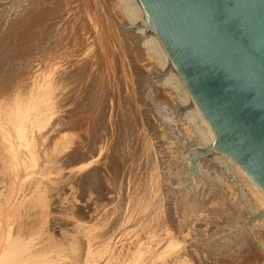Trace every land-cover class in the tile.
Masks as SVG:
<instances>
[{"label": "rangeland", "instance_id": "obj_1", "mask_svg": "<svg viewBox=\"0 0 264 264\" xmlns=\"http://www.w3.org/2000/svg\"><path fill=\"white\" fill-rule=\"evenodd\" d=\"M103 1H107V4ZM106 1H101L106 11L104 14L95 0H0V127L3 126L0 128V249L6 241L15 242L22 249L12 256H17L16 264H238L239 260L249 264H264V223L256 224V220H250L252 217L258 219L251 212L257 207L255 196L237 174L225 166H219L220 161L210 156L200 159L202 164L199 174L194 177L195 181L190 179L191 170L188 169L187 160L199 141L196 124L184 115L185 108L180 105L181 91L162 88V99H169L166 100L167 104H171L168 105L170 116L174 115V121L178 119L175 121V129H171L164 120L160 122L155 113L146 111L148 106L140 98L136 75L142 76L139 81H149L161 89L165 73L161 69L160 59L146 45L143 46L144 33L138 32V27L130 22L132 20L122 1ZM108 2L112 4L111 7ZM97 17H101V20ZM114 18L117 20L114 21ZM108 22L112 23V27H109ZM80 28L81 31H78ZM129 28L133 37L125 33ZM104 44L109 47H103ZM103 52L105 56H101ZM80 56L84 58L79 59ZM118 56H123L122 61ZM79 62L81 69L86 64L88 67H83L87 73L84 72L81 76ZM126 66L127 70L124 71ZM72 76L80 78L74 83V80L71 81ZM92 80H102L104 89L99 98L91 97L89 100L83 92L88 89L86 85L91 84ZM127 91L129 93L125 94ZM69 95L74 98L68 103ZM84 97L89 101L82 117L86 118L89 125L85 130L77 132L75 143L69 146L65 134L70 126V117L66 114L73 107L70 103L77 104ZM122 98L123 103H126L124 105H129L128 109L133 105L131 110H136L133 109L132 115H128L127 107L123 109V103L120 102ZM125 100H132V105ZM102 103H106L107 108ZM110 107H113V117L108 115L100 132L94 133L95 122L92 123V120L102 111L101 108L110 113ZM22 110H25V115ZM121 112L125 117L130 116V120L136 118L135 121L132 119L133 123L129 127L124 125V130L119 129V117L123 119ZM19 113L22 114L21 117ZM132 127L133 131L130 130ZM116 132L122 137V143L120 137L116 138ZM90 133L96 134L95 140ZM117 143L121 147L116 150ZM132 150L135 152L132 153ZM122 151L124 152L121 153ZM197 151L201 152L199 148ZM115 153L116 157L119 156L117 160ZM188 153L190 154L187 155ZM113 157L115 162L120 159L115 166ZM133 157L134 159H130ZM136 158L142 169L132 161ZM140 163H146L145 169ZM110 167L115 169L114 173ZM135 167L139 168L140 172H136H139L142 181H133ZM131 169L134 171L131 172ZM142 170L146 173H143L144 177ZM202 171H207L208 174ZM204 173L207 177H204ZM185 188L189 191L185 192ZM194 191L196 194L193 195ZM191 196H197L199 201H193ZM189 198L190 202L187 201ZM219 238H228L233 252L241 253L243 249L242 257L237 256L238 259L229 261L222 252L215 255V250L211 249ZM1 250L0 264H3L1 257H6L8 253L2 254Z\"/></svg>", "mask_w": 264, "mask_h": 264}, {"label": "water", "instance_id": "obj_2", "mask_svg": "<svg viewBox=\"0 0 264 264\" xmlns=\"http://www.w3.org/2000/svg\"><path fill=\"white\" fill-rule=\"evenodd\" d=\"M140 2L210 133L264 208V0Z\"/></svg>", "mask_w": 264, "mask_h": 264}, {"label": "bare ground", "instance_id": "obj_3", "mask_svg": "<svg viewBox=\"0 0 264 264\" xmlns=\"http://www.w3.org/2000/svg\"><path fill=\"white\" fill-rule=\"evenodd\" d=\"M61 1V0H60ZM87 1V0H86ZM102 1V0H101ZM100 0H95V2H96V4L98 3L99 4V6H100V8H101V12H104V14H106L105 12V10H104V7H103V2H101ZM106 1V0H105ZM109 1V0H108ZM112 1V0H111ZM122 2L121 3H123V5L124 6H126V13L130 16V20H132V21H130V22H133L132 24H135L137 27H138V29H137V31L138 32H142V33H144V39H145V41H143V43H145L143 46H147L148 47V49L150 50V51H152V52H154V53H156L157 54V56H158V58L160 59V63H161V69L164 71V73H165V75H164V81H163V86L161 87V89L160 88H158V86L155 84V85H153L151 82H149V81H145V82H141V81H139V80H141V75L139 76L137 73V75H136V79L138 80V84H139V86H138V91H140L139 93L141 94V97L140 98H142V100H144V102H146V104H147V106H148V108H146L147 110V112H152L154 115H157V117L159 118L158 120L160 121V122H162V120H164L167 124H168V126L169 127H171V129L173 128V129H175V126H176V122L175 121H177L178 119H175V121L173 120V117H174V115L172 114L171 116H170V111H169V109H168V105L170 106L171 104H167V101L166 100H169V99H166V100H164V97H163V99H162V88L164 89V88H171V89H178L177 91H181V93H180V97H181V103H180V105L182 106V107H184L185 108V111L186 112H184V115L185 116H187L188 118H189V120L192 122V123H194V124H196V126H197V129H196V133L198 134V141H199V143H198V146L197 147H193L192 148V153H191V155L189 156V158H188V160H187V164H188V169L190 168V179H192V180H194V177H197V175L199 174V170H200V165L202 164H200V159H201V157L200 158H198V160L197 161H195V155H197V154H199V153H201L202 151L203 152H207L209 149H212L213 150V152L209 155L211 158H215L216 160L218 159L219 161H220V165L219 166H225V168H227V169H229V170H231L232 172H234L235 174H237L239 177H240V175L237 173V171L235 170V168L233 167V165L231 164V162L229 161V159L227 158V156L225 155V153L222 151V149L220 148V146L217 144V142L215 141V139H214V137L212 136V134L210 133V131H209V129L207 128V126H206V124H205V122H204V120H203V117H202V115L200 114V112L198 111V109H197V107L195 106V104H194V102H193V100L191 99V97H190V95H189V93L187 92V90H186V88H185V86L183 85V83H182V81L180 80V78H179V76H178V74H177V72L175 71V69H174V67H173V65H172V63H171V61H170V59H169V57H168V55H167V53H166V51H165V49H164V47H163V45H162V43H161V41H160V39H159V37H158V35H157V33H156V31H155V29L152 27V25H150V22H149V17H148V15H147V13H146V11L144 10V8H143V6H142V4H141V2H140V0H121ZM63 2V1H62ZM107 2V1H106ZM106 2H104V4L106 3ZM5 3V2H4ZM20 4V3H19ZM23 4V3H22ZM80 4V3H79ZM97 4V5H98ZM107 4V3H106ZM108 4L110 5L111 3H109L108 2ZM49 5V4H48ZM76 5V4H75ZM77 5H78V3H77ZM112 5V4H111ZM111 5H110V7H111ZM115 5V4H114ZM52 6V5H51ZM105 6V5H104ZM64 7V6H63ZM68 7V6H67ZM70 7V6H69ZM72 7H73V5H72ZM84 7H86V6H84ZM107 7H109V6H107ZM110 7H109V10H110ZM51 8V7H50ZM77 8H78V6H77ZM96 8V7H95ZM100 8H99V10H100ZM106 8V7H105ZM23 9V8H22ZM55 9H57V7L55 8ZM86 9V8H85ZM124 9V8H123ZM106 10H107V8H106ZM112 10V9H111ZM87 11V10H86ZM2 12V11H1ZM31 12V11H30ZM62 12V11H61ZM93 12V11H92ZM98 12V11H97ZM48 13V12H47ZM52 13V12H51ZM67 13V12H66ZM88 13V12H87ZM90 13V12H89ZM88 13V14H89ZM111 13V12H110ZM121 13V12H120ZM80 14V13H79ZM78 14V15H79ZM93 14V13H92ZM31 15V14H30ZM42 15V14H41ZM53 15V14H52ZM58 15V14H57ZM98 15V14H97ZM26 16V15H25ZM39 16V15H38ZM38 16H37V18H38ZM64 16V15H63ZM92 16V15H91ZM101 16V15H100ZM107 16V15H106ZM109 16H111V15H109ZM123 16V15H122ZM5 17V16H4ZM12 17V16H11ZM47 17V16H46ZM60 17V16H59ZM112 17V16H111ZM114 17V16H113ZM1 18V17H0ZM49 18V17H48ZM52 18V17H51ZM90 18V17H89ZM95 18V17H94ZM98 19H99V17H97ZM107 18V17H106ZM53 19V18H52ZM98 19H97V21H98ZM115 19L116 18H114V21H115ZM24 20V19H23ZM40 20V19H39ZM82 20V19H81ZM80 20V21H81ZM99 20H101V17H100V19ZM106 19H104V21H105ZM112 20V19H111ZM117 20V19H116ZM5 21V20H4ZM54 21H56L55 19H54ZM113 21V22H114ZM17 22V21H16ZM58 23V22H57ZM81 23V22H80ZM96 23V22H95ZM98 23V22H97ZM96 23V24H97ZM102 23V22H101ZM106 23V22H105ZM109 23V22H108ZM22 24V23H21ZM46 24V23H45ZM52 24V23H51ZM85 24V23H84ZM93 24V23H92ZM99 24H100V22H99ZM103 24V23H102ZM111 22L109 23V27L111 26ZM13 25V24H12ZM79 25V24H78ZM80 25H82V24H80ZM86 25H88V24H86ZM107 25V24H106ZM114 25H115V23H114ZM47 26V25H46ZM49 26V25H48ZM69 26V25H68ZM71 26V25H70ZM92 26V25H91ZM98 26H100V25H98ZM108 26V25H107ZM7 27V26H6ZM11 27V26H10ZM13 27V26H12ZM50 27V26H49ZM53 27V26H52ZM85 27V26H84ZM87 27V26H86ZM95 27H97V26H95ZM112 27V26H111ZM115 27V26H114ZM59 28V27H58ZM104 28V27H103ZM117 28V27H116ZM121 28V27H120ZM120 28L119 29H117V30H120ZM134 28H135V26H134ZM13 29V28H12ZM70 29V28H69ZM87 29V28H86ZM99 29V28H98ZM97 29V30H98ZM106 29V28H105ZM108 29V28H107ZM124 29V28H123ZM128 29V28H127ZM52 30V29H51ZM54 30V29H53ZM75 30V29H74ZM96 30V31H97ZM115 30V29H114ZM114 30H112V31H114ZM6 31V30H5ZM78 31H81V28H80V30H78ZM99 31H100V29H99ZM36 32V31H35ZM45 32V31H44ZM70 32V31H69ZM109 32H111V31H109ZM125 32V31H124ZM10 33H11V31H10ZM52 33V32H51ZM93 33V32H92ZM123 33V32H122ZM125 33H127L128 35H129V37H133V32L130 30V28H129V30H127ZM142 33L140 34V35H142ZM9 34V33H8ZM74 34V33H73ZM79 34V33H78ZM116 34V33H115ZM42 35V34H41ZM56 35V34H55ZM58 35V34H57ZM6 36V35H5ZM67 36V35H66ZM70 36V35H69ZM102 36V35H101ZM105 36H106V34H105ZM126 36V35H125ZM43 37V36H42ZM61 37V36H60ZM72 37V36H71ZM86 37V36H85ZM108 37V36H107ZM110 37V36H109ZM108 37V38H109ZM124 37V36H123ZM143 37V36H142ZM29 38V37H28ZM40 38V37H39ZM102 38V37H101ZM101 38H99V39H101ZM107 38V39H108ZM54 39V38H53ZM98 39V38H97ZM103 39H104V37H103ZM113 39V38H112ZM115 39V38H114ZM121 39H123V38H121ZM131 39V38H130ZM135 39V38H134ZM36 40V39H35ZM40 40H42V39H40ZM48 40V39H47ZM74 40V39H73ZM79 41H80V39H78ZM86 40V39H85ZM105 40V39H104ZM118 40V39H117ZM123 40H125V39H123ZM127 40V39H126ZM142 40V39H141ZM2 41V40H1ZM46 41V40H45ZM51 41V40H50ZM49 41V42H50ZM59 41V40H58ZM115 41V40H114ZM39 42V41H38ZM54 42V41H53ZM75 42V41H74ZM108 42H109V40H108ZM124 42V41H123ZM13 43H15V42H13ZM12 43V44H13ZM56 43V42H55ZM67 44H68V42H66ZM81 43V42H80ZM104 43H106L107 44V42H104ZM116 43V42H115ZM126 43H127V41H126ZM125 43V44H126ZM129 43V42H128ZM11 44V45H12ZM43 44V43H42ZM85 44L87 45V43L85 42ZM62 45V44H61ZM85 45V46H86ZM97 45V44H96ZM100 45V44H99ZM36 46V45H35ZM39 47H40V45H38ZM64 46V45H63ZM71 46V45H70ZM90 46V45H89ZM108 47H109V45H107ZM107 46H105V44H104V46L103 47H107ZM122 46V45H121ZM51 47V46H50ZM49 48V47H48ZM68 48H69V46H68ZM95 48V47H94ZM131 48V47H130ZM50 49H52V48H50ZM76 49V48H75ZM84 49H85V47H84ZM99 49V48H98ZM8 50V49H7ZM62 50V49H61ZM67 50V49H66ZM97 50V49H96ZM95 50V51H96ZM100 50V49H99ZM103 50V49H102ZM106 50V49H105ZM121 50V49H120ZM120 50H119V53H120ZM129 50V49H128ZM64 51H65V49H64ZM76 51V50H75ZM80 51H82V48H81V50ZM84 51V50H83ZM87 51V50H86ZM86 51H84V52H86ZM98 51V50H97ZM2 52V51H1ZM21 52V51H20ZM33 52V51H32ZM31 52V53H32ZM91 52V51H90ZM10 53V52H9ZM8 53V54H9ZM79 53V52H78ZM82 54H84L83 52H81ZM93 53V52H92ZM105 52H103L102 53V55L101 56H105L106 54H104ZM116 53L118 54V52H117V50H116ZM18 54V53H17ZM87 54V53H86ZM91 54V53H90ZM96 54V53H95ZM49 55H51L50 53H49ZM57 55V54H56ZM85 55V54H84ZM93 56H94V54H92ZM86 56V55H85ZM36 57V56H35ZM97 57V56H96ZM100 57V56H99ZM123 57V56H122ZM121 56H118V58H122ZM14 58V57H13ZM82 58V56H80L79 57V59H81ZM84 58V57H83ZM82 58V59H83ZM102 58V57H101ZM104 58V57H103ZM106 58V57H105ZM113 58V57H112ZM87 59H88V57H87ZM92 59V58H91ZM99 60V59H98ZM104 60V59H103ZM106 60H108V55H107V59ZM128 60V59H127ZM79 61V60H78ZM84 61V60H83ZM88 61H90L89 59H88ZM97 61V60H96ZM102 61V60H101ZM105 61V60H104ZM121 61H122V59H121ZM33 62V61H32ZM60 62V61H59ZM87 62H85V64H86ZM89 63V62H88ZM97 63V62H96ZM105 63V62H104ZM118 64L120 63L119 62V59H118V62H117ZM29 64V63H28ZM82 64H83V62H82ZM90 64V63H89ZM92 64H94V63H92ZM103 64V63H102ZM57 65V64H56ZM55 65V66H56ZM62 65V64H61ZM78 65V62L76 63V66ZM87 65V64H86ZM86 65H84V66H82V69L80 68L81 67V65H80V62H79V68H80V75L79 76H81L82 75V73L84 74V72L85 73H87L86 72V69L84 70V68H85V66ZM124 65V64H123ZM136 65V64H135ZM31 66H32V64H31ZM33 66H34V64H33ZM98 67H99V65H97ZM104 66H105V64H104ZM125 66V65H124ZM51 67V66H50ZM60 67V66H59ZM84 67V68H83ZM87 67V66H86ZM120 67V66H119ZM139 67V66H138ZM2 68V67H1ZM4 68V67H3ZM79 68H77V69H79ZM88 68V67H87ZM97 68V67H96ZM127 68V66L125 67V69H124V71L125 70H127L126 69ZM8 69V68H7ZM29 69V68H28ZM36 69V68H35ZM43 69V68H42ZM93 69H95V68H93ZM92 69V70H93ZM105 69V68H104ZM119 69V68H118ZM117 69V70H118ZM121 69H123V67L121 68ZM132 69V68H131ZM139 69V68H138ZM4 70V69H3ZM20 70V69H19ZM62 70V69H61ZM76 70V69H75ZM74 70V71H75ZM106 70V69H105ZM137 70V69H136ZM23 71V70H22ZM33 71V70H32ZM96 71V70H95ZM107 71H108V69H107ZM21 72V71H20ZM76 72V71H75ZM5 73V72H4ZM91 73L92 72H90V75H91ZM97 73V72H96ZM95 73V74H96ZM108 73V72H107ZM106 73V74H107ZM119 72L117 71V74H118ZM140 73V72H139ZM75 74V73H74ZM78 74H79V71H78ZM110 74V73H109ZM108 74V75H109ZM129 74V73H128ZM134 74H135V72H134ZM145 74V73H144ZM47 75V74H46ZM86 75V74H85ZM115 75V74H114ZM119 75V74H118ZM41 76H42V74H41ZM88 76V75H87ZM96 76V75H95ZM110 76H112V75H110ZM126 76V75H125ZM65 77V76H64ZM90 77V76H89ZM117 77H120V76H117ZM116 77V80L118 79ZM9 78V77H8ZM49 78V77H48ZM78 78H80V77H78ZM77 78V76L74 78L73 76L71 77V81L72 80H74L73 82L75 83V80L76 79H78ZM88 78V77H87ZM87 78H84V79H87ZM109 78V77H108ZM112 78V77H111ZM115 78V77H114ZM28 79V78H27ZM52 79V78H51ZM95 79V78H94ZM126 79V78H125ZM143 79V78H142ZM55 80H57V78L55 79ZM82 80V79H81ZM80 80V81H81ZM114 80V79H113ZM124 80V79H123ZM129 80V78H127V81ZM79 81V82H80ZM83 81V80H82ZM93 81V80H92ZM134 81V80H133ZM68 82H69V80H68ZM78 82V83H79ZM90 82V81H89ZM115 82V81H114ZM126 82V81H125ZM19 83V82H18ZM128 83V82H127ZM162 83V82H161ZM22 84V83H21ZM37 84V83H36ZM51 84V83H50ZM82 83H80V85H81ZM88 84V83H87ZM35 85V84H34ZM47 85V84H46ZM76 85V84H75ZM84 85H85V82H84ZM103 85H104V83H103V81L102 80H95V81H93V82H91V84L89 83L88 85H86V87L88 86V89H85L86 91L85 92H83V94H85V96H86V98L87 99H89L90 100V98L92 97V98H99L100 97V95H101V93L103 92ZM78 86V85H77ZM83 86V85H82ZM17 87V86H16ZM36 87V86H35ZM76 87V86H75ZM135 87H137V86H135ZM19 88V87H18ZM74 88V87H73ZM83 88V87H82ZM120 89V88H119ZM20 90V89H19ZM55 90V89H54ZM70 90H72L73 91V89H70ZM75 90V89H74ZM80 90V89H79ZM78 90V91H79ZM82 90V89H81ZM106 90V89H105ZM122 90H124V89H122ZM121 90V91H122ZM15 91V90H14ZM69 91V90H68ZM107 91V90H106ZM113 91V90H112ZM116 91H117V89H116ZM120 91V90H119ZM138 91H136V92H138ZM46 92V91H45ZM132 92V91H131ZM135 92V91H134ZM176 92V91H175ZM19 93V92H18ZM21 93V92H20ZM66 93V92H65ZM68 93V92H67ZM76 93H78L77 92V89H76ZM76 93H74V95L76 94ZM113 92H111V94H112ZM116 93V92H115ZM114 93V94H115ZM127 93H129V91H127V92H125V94H127ZM133 93V92H132ZM45 94V93H44ZM69 94V93H68ZM80 94V93H79ZM122 94V93H121ZM120 94V95H121ZM125 94H124V97H125ZM134 94V93H133ZM178 94V93H177ZM74 95H72V96H74ZM130 95V94H129ZM138 95V94H137ZM57 96V95H56ZM76 96H77V94H76ZM75 96V97H76ZM83 96V95H82ZM119 96V95H118ZM132 96V95H131ZM130 96V97H131ZM140 96V95H139ZM55 97V96H54ZM133 97H135V96H133ZM166 97V96H165ZM51 98V97H50ZM72 98H74V97H71L70 95H69V100H68V103H69V101L71 102L73 99ZM91 98V99H92ZM107 98V97H106ZM82 98H80L79 99V103L77 102V104L75 103V104H73V103H70V105H72L73 107H70V105H69V114L67 113L66 115H69V127H68V130H67V132H66V134H65V138H67V141H68V143H69V146H72L74 143H75V138H76V136H77V132H80V130L82 131V130H85L86 129V127L89 125V123L86 121V118L85 117H82V114L85 112V111H87L86 110V103H88V101H87V99H85V97H84V100L82 99ZM104 99H105V97H104ZM114 99H115V96H114ZM119 99V98H118ZM117 99V100H118ZM124 98H122V99H120V102L121 103H123V100ZM136 99V98H135ZM13 100V99H12ZM17 100V99H16ZM15 100V101H16ZM18 100H19V98H18ZM141 100V101H142ZM43 101V100H42ZM67 101V100H66ZM75 101V100H74ZM105 101V100H104ZM126 101V100H125ZM128 101V100H127ZM126 101V102H127ZM139 101V100H138ZM18 102V101H17ZM47 102V101H46ZM92 102V101H91ZM119 102V101H118ZM118 103V104H120V106H121V103ZM130 102H132V100H130ZM130 102H127V104H130V105H132ZM136 102V101H135ZM32 103V102H31ZM45 103V102H44ZM57 103V102H56ZM94 103V102H93ZM104 103V102H103ZM102 103V104H103ZM111 103H113V102H111ZM125 103V102H124ZM124 103H123V109L124 108H126L127 107V109H128V107H129V105L128 106H126V105H124ZM133 103H134V100H133ZM106 104V103H105ZM105 104H103V106L105 107V108H107L106 106H105ZM114 104V103H113ZM126 104V103H125ZM136 104H137V102H136ZM136 104H135V106H136ZM145 104V105H146ZM22 105V104H21ZM21 105H19V106H21ZM28 105V104H27ZM40 105V104H39ZM68 105V104H67ZM66 105V106H67ZM88 105V104H87ZM108 105H109V103H108ZM112 105V104H111ZM23 106V105H22ZM34 106V105H33ZM94 106V105H93ZM102 106V105H101ZM16 107V106H15ZM115 107V106H114ZM131 107V106H130ZM132 107H133V105H132ZM131 107V108H132ZM172 107V106H171ZM19 108V107H18ZM22 109H23V107H21ZM56 108H57V105H56ZM60 108V107H59ZM62 108V107H61ZM131 108L130 109H128L129 111H128V115L130 114V115H132L133 114V109L131 110ZM15 109V108H14ZM13 109V110H14ZM102 109V111H100L96 116V118H94L93 120H92V123L93 122H95V124H94V133H96L97 131H99L101 128H102V126H103V123H104V121L106 120V118H107V116L108 115H110L111 116V118L113 117V107H110V113L105 109H103V108H101ZM122 109V108H121ZM120 109V110H121ZM39 110V109H38ZM37 110V111H38ZM97 110V109H96ZM135 110V109H134ZM9 111H11V110H9ZM23 112H24V115L26 114V112H25V110H22ZM20 112V113H23V112ZM56 111V110H55ZM59 111V110H58ZM116 111H117V109H116ZM115 110H114V113L116 112ZM119 111V110H118ZM124 111V110H123ZM136 111V110H135ZM145 111V112H146ZM9 113V112H8ZM19 113V116L21 117V115L22 114H20ZM120 113V112H119ZM125 113V112H124ZM127 113V112H126ZM10 114H13L12 112L10 113ZM58 114V113H57ZM116 114V113H115ZM123 113L121 112V115H122ZM135 114V113H134ZM148 114V113H147ZM175 114V113H174ZM18 115V114H17ZM23 115V116H24ZM41 115V114H40ZM51 115V114H50ZM56 115V114H55ZM13 116V115H12ZM12 116H10L9 115V117H12ZM37 116V115H36ZM46 116V115H45ZM44 116V117H45ZM115 116V115H114ZM120 116V115H119ZM135 116H137V115H135ZM14 117H15V115H14ZM13 117V118H14ZM121 117H123V119L122 118H120L119 117V119L121 120V123L119 122V124H121V125H119V129H121L124 125L125 126H130V124H132L133 122H132V119H134V118H132L131 120H130V116H126L125 117V115L123 114ZM6 118H7V116H6ZM5 118V119H6ZM25 118V117H24ZM72 118H74V120L72 119ZM11 119V118H10ZM9 119V120H10ZM22 119H23V117H22ZM38 119V118H37ZM42 119H44V118H42ZM57 119H58V117H57ZM116 119V118H115ZM118 119V118H117ZM136 119V118H135ZM135 119H134V121H135ZM187 119V118H186ZM21 120V119H20ZM20 120H18V121H20ZM47 120V119H46ZM120 120H118V121H120ZM138 120V119H137ZM6 121H7V119H6ZM11 121V120H10ZM41 121V120H40ZM14 122V121H13ZM22 122V121H21ZM44 122V121H43ZM125 122V123H124ZM3 123V122H2ZM110 123V122H109ZM116 123V122H115ZM124 123V124H123ZM164 123V122H163ZM165 123V124H166ZM14 124V123H13ZM21 124V123H20ZM38 124V123H37ZM41 124H43V123H41ZM164 124V125H165ZM179 124V123H178ZM198 124V125H197ZM4 125V124H3ZM48 125V124H47ZM116 125V124H115ZM20 126V125H19ZM42 126V125H41ZM113 126H114V124H113ZM137 126V125H136ZM138 126H139V124H138ZM167 126V125H166ZM168 126L166 127L167 129H168ZM1 127H3V126H1ZM0 127V128H1ZM116 127H118V126H116ZM179 127V126H178ZM18 128V127H17ZM20 128V127H19ZM104 128V127H103ZM108 128V127H107ZM127 128V127H126ZM177 128V127H176ZM38 129V128H37ZM40 129H41V127H40ZM105 129V128H104ZM103 129V130H104ZM108 129H110V128H108ZM113 129H115V128H113ZM123 129V128H122ZM178 129V128H177ZM179 129H181V128H179ZM3 130H4V128H3ZM16 130V129H15ZM112 130V128L110 129V131ZM117 130V129H116ZM124 130V129H123ZM131 131H133V127H132V129H130ZM137 130V129H136ZM169 130V133H170V129H168ZM167 130V131H168ZM190 130H192V129H190ZM195 130V129H194ZM6 131V130H5ZM20 131H21V128H20ZM7 132V131H6ZM6 132H4V133H6ZM17 132H19V131H17ZM90 132V131H89ZM100 132V131H99ZM113 132H115V131H113ZM121 132V131H120ZM162 132V131H161ZM175 132V131H174ZM177 132H179V131H177ZM9 133V132H8ZM125 133H127L126 131H125ZM124 133V134H125ZM0 134H2V132L0 133ZM15 134V133H14ZM19 134V133H18ZM91 134V133H90ZM103 134V133H102ZM106 134H107V136H109L108 135V132L106 131ZM110 134H112L111 132H110ZM114 134V133H113ZM118 134H121V133H118ZM134 134H136V133H134ZM175 134V133H174ZM180 134V133H179ZM4 135V134H3ZM8 135V134H7ZM22 135V134H21ZM98 135V134H97ZM101 135V133H99V136ZM132 135H133V133H132ZM63 136V135H62ZM91 136H92V138H93V140H95V136H96V134H91ZM90 136V137H91ZM104 136V135H103ZM107 136H104V137H106V138H108ZM111 136V135H110ZM116 138L118 139L120 136L119 135H117V132H116ZM134 136V135H133ZM172 136H174V135H172ZM176 136V135H175ZM183 136H184V134H183ZM4 137H6V135L4 136ZM24 137V136H23ZM104 137H102V139H104ZM112 137V136H111ZM110 137V138H111ZM124 137H125V135H124ZM150 137V136H149ZM177 137V136H176ZM188 137V136H187ZM7 138V137H6ZM11 138V137H10ZM59 138V137H58ZM57 138V139H58ZM99 138V137H98ZM126 138V140H127V137H125ZM134 138V137H133ZM178 138V137H177ZM9 139V138H8ZM56 139V140H57ZM131 139H132V137H131ZM158 139V138H157ZM55 140V141H56ZM60 140V139H59ZM119 140L121 141L122 140V137H120L119 138ZM125 140V141H126ZM58 141V140H57ZM61 141V140H60ZM82 141H84V140H82ZM105 141V140H104ZM120 141H119V144H121L122 143V141H121V143H120ZM124 141V140H123ZM133 141V140H132ZM136 141V140H135ZM30 142V141H29ZM98 142V141H97ZM134 142V141H133ZM169 142V141H168ZM10 143V142H9ZM38 143V142H37ZM107 143V142H106ZM105 143V144H106ZM113 143H114V141H113ZM54 144H55V142H54ZM58 144V143H57ZM56 144V145H57ZM66 144V143H65ZM90 144H92V143H90ZM116 144V143H115ZM118 143H117V146L119 145ZM135 144H136V142H135ZM148 144V143H147ZM147 144H146V146H147ZM67 145V144H66ZM87 145V144H86ZM85 145V146H86ZM111 145H112V143H111ZM132 145V144H131ZM138 144H136V146H137ZM151 145V144H150ZM149 145V146H150ZM184 145V144H183ZM93 146V145H92ZM200 146L203 148L202 150L200 149ZM53 147H54V145H53ZM56 147V146H55ZM67 147H68V145H67ZM88 147V146H87ZM107 147V146H106ZM110 147V146H109ZM114 147V146H113ZM119 147H121V146H118V148H116V150L117 149H119ZM148 147V146H147ZM71 148V147H70ZM86 148V147H85ZM137 148H139L140 150H141V148L139 147V145L137 146ZM198 148L200 149V151L201 152H199V151H197L198 150ZM91 149V148H90ZM105 149V148H104ZM129 149V148H128ZM131 149H133V146H132V148ZM151 149V148H150ZM70 150V149H69ZM110 150V149H109ZM9 151V150H8ZM108 151V150H107ZM113 151V150H112ZM126 151V150H125ZM138 151V150H137ZM53 152V151H52ZM124 151H122L121 153H123ZM131 152V151H130ZM134 152H135V150H134ZM133 152V150H132V153H134ZM19 153V152H18ZM77 153V152H76ZM88 153V152H87ZM138 154L140 153L139 151L137 152ZM180 153V152H179ZM95 154V153H94ZM120 154V153H119ZM126 154V153H125ZM141 154V153H140ZM150 154H151V152H150ZM190 153H188L187 155H189ZM53 155V154H52ZM83 155H85V154H83ZM87 155V154H86ZM115 155V157H116V155H117V153H115L114 154ZM120 155H122V154H120ZM180 155V157H181V154H179ZM69 156H71V155H69ZM129 156H130V154H129ZM133 156H135V155H133ZM137 156V155H136ZM141 156V155H140ZM76 157V156H75ZM87 157V156H86ZM90 157V156H89ZM119 157V156H118ZM118 157H116V160L118 159ZM123 157V156H122ZM146 157V156H145ZM71 158V157H70ZM110 158H111V156H110ZM124 158V157H123ZM138 158V157H137ZM137 158L135 159V161L134 160H132L133 162H135L136 163V165H138L139 166V164H138V160H137ZM86 158H84V160H85ZM101 159V158H100ZM130 159H134V157L133 158H130ZM146 159H148L147 157H146ZM77 160V159H76ZM83 160V161H84ZM113 164H114V166H115V163L117 164V162H115L114 161V157H113ZM122 160V159H121ZM151 160V159H150ZM149 160V161H150ZM125 161H126V159H125ZM128 161V160H127ZM141 161V160H140ZM139 161V162H140ZM218 161V162H219ZM119 162H120V159H119ZM118 162V163H119ZM124 162V161H123ZM128 162H130V161H128ZM133 162H131V163H133ZM144 162H146V160L144 161ZM77 163V162H76ZM122 163V162H121ZM121 163H120V165H121ZM124 163H126V162H124ZM142 163H143V160H142ZM183 163V162H182ZM70 164V163H69ZM68 164V165H69ZM112 164V165H113ZM128 164V163H127ZM141 164V163H140ZM145 165H146V163H144ZM151 164H153L152 162H151ZM94 165V164H93ZM119 165V164H118ZM123 165V164H122ZM142 165V164H141ZM145 165H142V167L144 168V166ZM149 165V164H148ZM109 166V165H108ZM114 166H112L113 168H114ZM117 166V165H116ZM124 166V165H123ZM118 167H120V166H118ZM140 168H141V166H139ZM180 167H182V166H180ZM180 167H179V169L178 170H180ZM204 167V166H203ZM112 168V169H113ZM117 168V167H116ZM120 168H122V167H120ZM132 168H134V167H132ZM136 168V167H135ZM148 168H151V167H148ZM183 168V167H182ZM87 169V168H86ZM110 169H111V167H110ZM111 169V170H112ZM124 169V168H123ZM142 169V168H141ZM145 169V168H144ZM93 170V169H92ZM95 170V169H94ZM114 170L115 169H113L112 170V172L114 173ZM118 170H120V169H118ZM146 170H147V168H146ZM151 170V169H150ZM121 171V170H120ZM132 171H134L133 169H131V172ZM136 171H139L140 172V170H139V168H136L135 169V173H134V179H133V181L136 179H138V180H141L142 181V179L140 178L141 177V175L139 174V172H136ZM143 171V170H142ZM145 171V170H144ZM144 171L142 172V176H143V173H144ZM91 172V171H90ZM202 172H205V171H202ZM87 173V172H86ZM119 174L121 173V172H118ZM182 173V172H181ZM205 173H207V171L205 172ZM204 173V177H207V175ZM145 175H146V173H144ZM200 174H201V171H200ZM203 174V173H202ZM201 174V175H202ZM208 174V173H207ZM125 175V174H124ZM128 175V174H127ZM144 175V176H145ZM178 175V174H177ZM88 176V175H87ZM86 176V177H87ZM92 176V175H91ZM112 176H114L113 174H112ZM117 176H119V175H117ZM143 176V177H144ZM181 176V175H180ZM179 176V177H180ZM115 177V176H114ZM126 178H127V176H125ZM131 177V176H130ZM84 178H85V176H84ZM126 178H125V181H126ZM132 178V177H131ZM241 178V177H240ZM89 179V178H88ZM185 179V178H184ZM184 179H183V181H184ZM214 178H212V180H213ZM86 180V179H85ZM121 180V179H120ZM137 180V181H138ZM189 180V179H188ZM187 180V181H188ZM220 180V179H219ZM241 180L243 181V179L241 178ZM83 181V180H82ZM88 182H89V180H87ZM132 181V182H133ZM182 181V180H181ZM186 181V180H185ZM195 181V180H194ZM116 182V181H115ZM127 182V181H126ZM140 182V181H139ZM225 182V181H224ZM244 182V181H243ZM95 183V182H94ZM142 183V182H141ZM193 183V182H192ZM219 183V182H218ZM245 183V182H244ZM71 184V183H70ZM117 184V183H116ZM128 184V183H127ZM213 185H214V183H212ZM1 185V184H0ZM135 185V184H134ZM139 185V184H138ZM142 185V184H141ZM200 185V184H199ZM133 186V185H132ZM137 186V185H136ZM145 186H146V184H145ZM195 185H194V183H193V187H194ZM125 187H127L128 188V186H125ZM141 187V186H140ZM190 187H191V185H190ZM189 187V188H190ZM193 187L191 188L192 190H194L193 189ZM246 187H248L247 185H246ZM126 188V189H127ZM157 188V187H156ZM195 188V187H194ZM219 188V187H218ZM125 189V190H126ZM143 189V188H142ZM181 189V188H180ZM196 189V188H195ZM217 189V188H216ZM125 190H124V192H125ZM129 191V190H128ZM137 191V190H136ZM181 191V190H180ZM188 191H189V189H188ZM188 191H186V188H185V192H188ZM197 191V190H196ZM196 191H194V193H192L193 195L194 194H196L195 192ZM250 191V190H249ZM139 192V191H138ZM135 193V192H134ZM130 194V193H129ZM141 194V193H140ZM79 195V194H78ZM136 195V194H135ZM189 195H191V194H189ZM192 195V196H193ZM254 195V194H253ZM137 196V195H136ZM139 196V195H138ZM137 196V197H138ZM192 196H191V198H192ZM198 196V195H197ZM197 196H194V197H196V199H194V197L192 198L193 199V201L194 200H198L199 201V199H198V197ZM129 197V196H128ZM127 197V198H128ZM135 197V196H134ZM125 199V198H124ZM123 199V200H124ZM130 199V198H129ZM191 199V200H192ZM255 199H256V201H257V207L256 208H254L251 212H252V215L253 216H255V217H258V219H256V224H257V222L258 223H262V225H263V223H264V214L263 215H261V213H263L264 212V208L262 207V205L259 203V201L257 200V198L255 197ZM132 200H134V198H132ZM130 201V200H129ZM187 201H189L190 202V198L187 200ZM133 202V201H132ZM255 202V201H254ZM193 203H195V204H197V202H193ZM124 204V203H123ZM190 204V203H189ZM192 204V203H191ZM188 205V204H187ZM197 205H199V204H197ZM155 206V205H154ZM192 206V205H191ZM194 206V205H193ZM253 206V205H252ZM196 207V206H195ZM191 208V207H190ZM193 208V207H192ZM235 209H236V207H235ZM252 209V208H251ZM193 210V209H192ZM191 210V211H192ZM194 212V211H193ZM147 214V213H146ZM179 214V213H178ZM239 214V213H238ZM144 215V214H143ZM259 217H261V218H259ZM140 219V218H139ZM146 219V218H145ZM209 222V221H208ZM253 222V221H252ZM254 222V223H255ZM211 223V222H210ZM211 227V226H210ZM235 229V228H234ZM9 230V229H8ZM11 231V230H10ZM167 232L169 231V230H166ZM188 231V230H187ZM174 234V233H173ZM173 234H171L170 233V235H173ZM246 234V233H245ZM165 235H167V234H165ZM164 235V236H165ZM170 235H168V237L170 236ZM174 235H176V234H174ZM221 235V234H220ZM220 235H219V237H220ZM223 235V234H222ZM224 235H226V234H224ZM226 236H228V235H226ZM33 237V236H32ZM175 237V236H174ZM208 237V236H207ZM239 237V236H238ZM243 237H245L244 235H243ZM171 238V237H170ZM5 238H3V240H4ZM126 239V238H125ZM166 239H167V237H166ZM169 239V238H168ZM181 239V238H180ZM220 239V238H219ZM241 239V238H240ZM165 240V239H164ZM172 240H174V239H172ZM215 240V239H214ZM213 240V241H214ZM246 240V239H245ZM244 239H243V241H245ZM19 241V240H18ZM193 241V240H192ZM231 241H232V239H231ZM235 241H237V240H235ZM164 243H165V241H163ZM196 242V241H195ZM202 242V241H201ZM212 242V241H211ZM215 242V241H214ZM169 243V242H168ZM191 243V242H190ZM193 243V242H192ZM213 243V242H212ZM216 244H213L214 246H213V249H211V250H215V255L216 254H218V253H220V252H222V254L224 255V256H227V258H228V260L229 261H233L234 259L236 260V259H238L237 258V256H241V254H242V250H241V253L240 252H233V250H232V247H230L231 245H232V243L228 240V238L227 239H220V240H218L217 241V239H216V242H215ZM231 243V244H230ZM244 244H245V242H243ZM248 243V242H247ZM170 244H171V242H170ZM173 244V243H172ZM174 244H177V243H175L174 242ZM196 244V243H195ZM235 244V243H234ZM238 244H239V241H238ZM4 246H1L2 248V250H3V253L2 254H5V253H8L7 254V256L6 257H1V259H2V263L3 264H16V261H15V259H16V257L17 256H15V257H12L13 256V254L16 252V251H18V252H20L22 249H20V247L18 246V245H16V243L15 242H12V241H6V242H4V244H3ZM240 245V244H239ZM243 245V244H242ZM170 246V245H169ZM238 246V245H237ZM171 247V246H170ZM210 247V246H209ZM240 247V246H239ZM246 247V246H245ZM159 248V247H158ZM158 248H156V249H158ZM187 248V247H186ZM195 248V247H194ZM0 249V250H1ZM161 249V248H160ZM198 249V248H197ZM257 249H258V247H257ZM1 250V251H2ZM247 250H248V248H247ZM189 251V250H188ZM256 251V250H255ZM100 252V251H99ZM106 252H107V250H106ZM183 252H184V250H183ZM211 252V251H210ZM217 252V253H216ZM194 253H196V252H194ZM1 254V255H2ZM96 254V253H95ZM156 254V253H155ZM183 254V253H182ZM185 254V253H184ZM188 254V253H187ZM213 254V253H212ZM221 254V253H220ZM247 254V253H246ZM191 255V254H190ZM192 255H194V254H192ZM256 255V254H255ZM3 256V255H2ZM77 256H78V254H77ZM99 256V255H98ZM97 256V257H98ZM153 256V255H152ZM185 256V255H184ZM254 256V255H253ZM210 257V256H209ZM219 257V256H218ZM242 257V256H241ZM178 258V257H177ZM222 258V257H221ZM195 259V258H194ZM193 259V260H194ZM217 259V258H216ZM251 259V258H250ZM253 259H254V257H253ZM256 259V258H255ZM183 260V259H182ZM172 261V260H171ZM190 261V260H189ZM217 261H218V259H217ZM251 261H254L255 262V260H251ZM136 262V261H135ZM177 262V261H176ZM249 262H250V260H249ZM103 263V262H102ZM223 263V262H222ZM239 263L240 264H249V263H246V262H243L242 260H239ZM238 263V264H239ZM192 264H193V262H192ZM196 264V263H195ZM224 264V263H223ZM251 264V263H250Z\"/></svg>", "mask_w": 264, "mask_h": 264}]
</instances>
